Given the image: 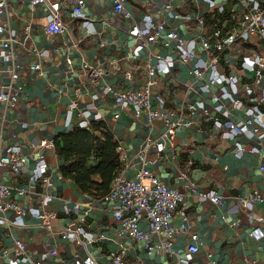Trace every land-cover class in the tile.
Returning a JSON list of instances; mask_svg holds the SVG:
<instances>
[{
    "label": "crops",
    "instance_id": "0c3cea01",
    "mask_svg": "<svg viewBox=\"0 0 264 264\" xmlns=\"http://www.w3.org/2000/svg\"><path fill=\"white\" fill-rule=\"evenodd\" d=\"M50 1L60 5L62 32L50 23L48 5L32 7L29 0H16L8 4L5 13L15 39L10 59L0 58V82H7L15 67L19 96L14 106L0 103V157L8 147L17 146L25 163L13 182L10 168L0 167V184L8 185L11 199L27 211L53 212L55 219L48 228L28 213L23 225L0 226V251L9 253L5 256L0 252V264H8L13 257L16 240L26 244L32 259H38L46 246L54 247L57 255L43 264H111L112 255L121 251L125 252L124 264H176L193 242L192 234L198 236L199 250L189 264H264V141L237 136L243 145L258 149L237 156L233 141L224 138L213 122H238L244 119L245 109H234L228 99H215L213 95L220 93L217 86L204 90V81L190 72L192 62L178 59L173 42L162 36L147 42L135 55L137 43L130 33L133 24L150 15L193 44L198 57L207 59L199 36L210 38L213 22L223 31L229 30L233 23L228 13L212 12L205 0H151L148 4L124 0L131 13L125 19L106 0H83L94 31L90 34L81 19L71 16L75 0ZM233 3L238 6L233 0H228L227 6ZM258 51L239 39L220 56V69L239 78V96L245 106L250 103L242 93L243 83H252V77L240 69L236 57ZM157 56L172 58L174 65L169 72L155 76L152 94L159 95L165 108L189 123L176 130L172 141L162 137L165 126L161 119L149 121L146 115L135 118L132 111L116 107L113 95L104 92L107 86L118 91L143 86L148 64H156ZM35 63L40 65L38 70L32 69ZM99 68L103 74L93 77L91 70ZM254 87L257 92L261 89ZM197 101L203 102L204 109L190 113L188 105ZM91 107L88 120L104 121L118 143L122 164L118 174L133 178L146 168L184 195L189 227L174 237L173 254L160 250L149 253L141 242L121 232L110 203L80 192L60 176L53 138L79 124L81 113ZM42 140L52 142V146H42ZM40 160L46 165L50 186L30 179ZM208 191H215L222 203L202 196ZM255 195L260 199H254ZM241 200H251L253 208H246ZM74 205L79 208L73 210ZM4 216L11 219L13 213ZM180 224L181 217L175 213L172 225ZM70 225L83 228L77 241L61 235ZM254 229L263 234L252 237Z\"/></svg>",
    "mask_w": 264,
    "mask_h": 264
},
{
    "label": "built area",
    "instance_id": "2783aa9c",
    "mask_svg": "<svg viewBox=\"0 0 264 264\" xmlns=\"http://www.w3.org/2000/svg\"><path fill=\"white\" fill-rule=\"evenodd\" d=\"M16 0H0V58L10 59L12 55V44L15 39V31L7 26L5 13L8 4ZM111 3L113 11L122 15L125 19L131 17V13L125 9L124 0H106ZM139 3L148 4L151 0H136ZM212 12L219 15L228 13V20L233 25L229 30L223 31L218 22H213L212 36L206 38L199 36V43L202 51L208 55L207 59L198 57L193 44H189L176 31L168 27L165 23L156 21L150 15H144L142 19L133 24L130 33L136 40V47L133 53L139 55L147 42H154L160 37H164L167 42L174 43L178 59L181 61L192 62L191 74L197 80H203L204 90L211 86L219 87L220 93L213 95L215 99H228L231 106L236 110L245 109V117L238 122H222L214 119V127L222 131L224 138L233 141L235 153L240 156L245 151L257 152L256 147L243 145L237 136H245L248 139L264 141V0H233L238 4L237 7H228V0H205ZM32 7L38 5H48L49 21L56 25V30L62 32L64 26L60 22V5L57 1L50 0H29ZM239 8L241 9L239 11ZM71 16L82 20V25L86 27L88 33L93 34L90 29L91 22L84 13V1L75 0L72 7ZM204 23V19L200 20ZM28 29V28H27ZM26 29V31H27ZM253 44L258 52L236 57V64L245 73L251 74L252 83H243V95L250 105H244L239 93V78L226 74L220 69V56L224 51L232 49L237 40ZM102 45V44H101ZM156 64H148L147 79L143 86L127 91H118L111 86L104 89L106 94H112L116 107L132 111L135 118L146 115L149 121L161 119L165 126L162 137L172 141L176 130L181 126L188 125L184 119L179 117L172 109L164 106V101L159 95L152 94L155 85V76L158 73H167L174 65L172 58H160ZM39 63L32 65V69L38 70ZM103 74V70L92 69L91 75L98 77ZM130 77V74L127 75ZM19 80V73L15 67L10 71L9 80L0 82V103L5 106H14L18 101L19 88L15 83ZM254 85L261 87L257 92ZM73 107V106H72ZM190 113L197 109H204L202 101H197L188 105ZM93 107L81 113V127L87 126L88 118L92 115ZM228 116V111L223 112ZM96 116V114H95ZM42 146H52V142L41 141ZM25 163V157L20 153L17 146L8 147L5 154L0 157V167H8L14 177L18 175ZM264 170V167H261ZM46 165L40 160L33 171L30 179L40 180L45 186H50L51 182L46 176ZM195 192V189L192 188ZM212 203H222L221 197L215 191H208L202 195ZM260 199L255 195L254 199ZM112 206L114 219L120 224L121 232L132 239L142 243L145 250L149 253L160 250L168 254H173L172 242L179 232H184L189 227V219L185 212L184 195L176 189L167 187L159 178L146 168H141L133 178H127L118 174L112 182L110 190L102 198ZM253 200V199H252ZM243 206L248 209L253 208L252 201L241 200ZM78 205L73 206L77 210ZM12 212L13 217L7 219L4 215ZM30 213L40 219L48 228L55 219L53 212H41L37 209L27 211L17 202L11 199V189L8 185L0 184V226L8 223L23 225V218ZM175 213H179L181 224L179 227L172 225ZM147 225L148 229H144ZM84 233L82 227L73 228L72 225L65 227L61 235L72 241H77L78 234ZM263 233L259 229L250 232L252 237H260ZM157 240H154V238ZM192 243L187 247L184 257L178 258L176 264H189L193 255L199 250V239L196 234L191 235ZM8 256L7 250L0 251ZM12 258L8 264H43V261L57 255V250L52 247H45L38 259H32L28 254L27 246L23 241L16 240L12 249ZM125 252L115 253L111 257V264H124Z\"/></svg>",
    "mask_w": 264,
    "mask_h": 264
},
{
    "label": "trees",
    "instance_id": "16d2710c",
    "mask_svg": "<svg viewBox=\"0 0 264 264\" xmlns=\"http://www.w3.org/2000/svg\"><path fill=\"white\" fill-rule=\"evenodd\" d=\"M59 173L82 193L103 198L122 168L120 150L112 131L102 120L87 126L74 124L53 138Z\"/></svg>",
    "mask_w": 264,
    "mask_h": 264
}]
</instances>
